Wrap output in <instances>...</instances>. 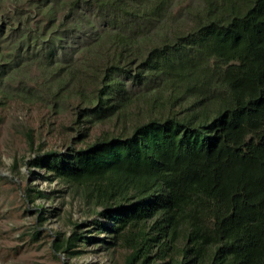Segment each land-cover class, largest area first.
Returning <instances> with one entry per match:
<instances>
[{
	"label": "trees",
	"instance_id": "16d2710c",
	"mask_svg": "<svg viewBox=\"0 0 264 264\" xmlns=\"http://www.w3.org/2000/svg\"><path fill=\"white\" fill-rule=\"evenodd\" d=\"M38 3V20L10 3L0 87L19 34L41 70L26 99L71 106L86 145L28 164L107 222L126 264H264V0ZM98 124L114 130L93 139Z\"/></svg>",
	"mask_w": 264,
	"mask_h": 264
},
{
	"label": "rangeland",
	"instance_id": "374dc122",
	"mask_svg": "<svg viewBox=\"0 0 264 264\" xmlns=\"http://www.w3.org/2000/svg\"><path fill=\"white\" fill-rule=\"evenodd\" d=\"M12 2L29 8L28 16L39 19L38 0H0V42L9 33L3 36L12 18ZM57 26L52 27L54 32ZM12 36L3 45L7 73L6 83L4 79L0 87V264H126L128 251L115 245L113 235L101 231L95 224L102 218L86 209L68 185L48 180L45 176L49 174L44 168L28 164L39 155L69 153L71 148L86 144L77 140L76 131L71 129L75 117L71 106L60 111L38 96L26 99L27 88L40 81L41 70L35 65L38 56H33L34 51L25 52L28 45L19 34ZM64 47L68 55L74 51L71 42ZM105 130H114L113 125H96L92 138ZM30 131L34 138L32 148ZM16 162L20 168L18 173L9 169ZM30 189L43 192L45 197H37L32 202L27 191ZM74 232L83 236L74 248L70 251L66 245L59 251L53 248L59 233L61 238H66Z\"/></svg>",
	"mask_w": 264,
	"mask_h": 264
}]
</instances>
